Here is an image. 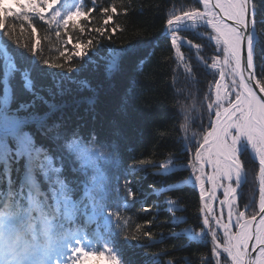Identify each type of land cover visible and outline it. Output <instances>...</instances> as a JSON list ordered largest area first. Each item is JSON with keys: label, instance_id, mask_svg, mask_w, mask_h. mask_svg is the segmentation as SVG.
I'll return each instance as SVG.
<instances>
[{"label": "snow or ice", "instance_id": "snow-or-ice-1", "mask_svg": "<svg viewBox=\"0 0 264 264\" xmlns=\"http://www.w3.org/2000/svg\"><path fill=\"white\" fill-rule=\"evenodd\" d=\"M63 2L0 0V33L29 50L42 66L59 70V79L41 86L47 91L45 99L52 102L44 105L43 112L36 107L25 109L14 96L9 100L0 98V264H31V256L45 245H54L50 264H87L93 257L106 264H177L178 258L164 259L171 255L169 250L143 253L140 259L128 255L133 249L158 242L151 231L153 220L134 224L135 234L124 235L116 242L129 224L120 213L106 214L93 203L65 214L48 190V179L67 165L69 142L74 136L92 131L77 127L80 121L69 120L74 101L81 100L78 110L88 108L95 124L101 119L97 111L99 96L106 91L100 84L113 83L111 88L119 96L104 135L119 150L137 95L127 91L126 86H116L117 82L130 74L133 66L140 73L155 56L157 47L151 44L146 54L138 55L142 49L133 43L117 47L111 42L119 28L108 27L118 12L116 3L108 7L96 4V0H88L87 4L80 0L63 11ZM157 7L165 16L161 35L168 38L167 48L174 53L169 61H185L183 45L203 51L207 44L210 52L202 63L214 78L206 83L202 95L198 92L204 109L199 117L201 131L185 135L180 152L169 155L166 162H141L146 171L157 169L151 175L160 178L157 182L161 184L144 195L173 191L179 181L169 183L172 174L187 171L193 192L198 188V204L192 217L199 231L189 227L171 237L185 236L208 248L207 258L204 254L195 256L197 264H264V73H257L255 57L257 49L264 57V35L258 30V25H264V15L257 19L264 0H165ZM97 12L103 16L102 26L90 27ZM37 26L44 32L43 45ZM25 32L27 41L21 38ZM186 32L194 33L199 42L181 35ZM54 44L60 45L55 48L57 55L46 57L45 49ZM137 44L149 45L150 41L144 39ZM89 67L99 71V83L94 84L87 76L73 79ZM187 129V118L176 125L177 131L186 133ZM244 152L256 162L253 184L258 183V187L241 205L240 189L248 179ZM14 170L20 174L16 180ZM26 182L47 195V204L56 205L54 212L41 206L44 195L37 198L31 191L18 194ZM130 195L135 197V193ZM178 200L164 201L167 209L155 205L156 214L171 213ZM152 212V207L142 208V214ZM42 223L47 227L38 230ZM88 236L92 240L85 244Z\"/></svg>", "mask_w": 264, "mask_h": 264}, {"label": "trees", "instance_id": "trees-1", "mask_svg": "<svg viewBox=\"0 0 264 264\" xmlns=\"http://www.w3.org/2000/svg\"><path fill=\"white\" fill-rule=\"evenodd\" d=\"M76 1L80 2V0H64L68 4ZM87 2L88 0H85L86 4ZM164 2L165 0H96L98 5L110 7L112 3H116L119 6L113 21L108 25L109 29L119 25L117 31L112 34L111 41L117 47L133 43L142 49L138 55L146 54L151 44H156L157 47L155 56L140 73L133 66L131 73L117 82L116 86L121 89L126 86L127 91L137 95L131 121L125 122L124 125L125 135L119 150L111 146L104 135L107 120L113 115V108L119 96L117 90L111 88L113 83L104 81L100 84V87L106 91L100 93L97 111L101 119L95 124L90 111L86 109L87 113L85 110L79 111L80 103H75L79 99L74 101L73 111L76 114H87L86 118L74 120L80 121L82 125L77 127L91 128L93 133L87 134L94 135L97 140L86 142L84 136L87 134L72 138L68 149L75 157L74 162L68 160L67 165L64 166L73 169L78 177L70 181L64 179V181L72 187V195L75 197L97 191V198L100 199L106 214L120 213L122 218L129 221L126 230L121 232L116 242H120L124 235L135 234L134 224H144L146 219L153 220L154 225L151 231L158 242L145 248L133 249L128 252V255L140 259L143 253L154 254L169 250L171 255L164 259L178 258L177 264H197L195 256L204 254L207 258L208 248L202 244L190 242L185 236L171 237V234L183 233L189 227L199 231V227L193 223L192 213L196 211L198 201L196 191L194 193L192 185L189 184V173L178 171L172 174V180L169 183L173 180L179 181L173 191H165L159 195H144L150 188L159 189L161 184L157 182L160 178H154L151 175L157 169L148 168L146 171L141 162H166L169 155L180 152L183 133L191 136L201 131L199 117L204 109L198 92L202 95L206 83L214 78V74L211 71V73L208 72L209 70L205 69L202 63V59L206 58L210 52L207 44L203 51L183 45L185 61H169L174 57V53L167 48L168 38L161 35L165 16L157 7ZM125 7L129 8L128 12H125ZM262 15H264V9L257 12L258 21ZM93 17L90 27L102 26L103 16L97 12L93 13ZM258 30L264 35V25H258ZM37 33L43 45L44 32L39 26H37ZM181 35H187V38L193 39L194 43L199 42L200 39L192 32L181 33ZM21 38L27 41V32ZM144 39H148L150 44H137V41ZM0 44L7 54L5 56L0 50V98L9 100L14 96L15 102L20 103L25 109L36 107L40 112L45 111L44 105H51L52 102L45 99L47 91L42 90L41 86L53 82V79H59L56 76L59 70L42 66L30 56L29 50L24 49L12 38L4 36L3 33H0ZM59 46L54 44L46 48L45 56L54 58L57 55L55 48ZM255 57L257 73H264V64H262L264 57L258 49ZM133 59L135 60V57ZM165 61L169 62L166 64ZM133 63L135 64V61ZM80 76H87L94 84L100 81V73L95 67H89L73 79L78 80ZM186 118L187 132L177 131L176 125L185 123ZM69 120L73 121L72 118ZM204 124L207 125V120H204ZM190 149L191 146H189ZM243 158L248 168V179L244 185L241 202L247 203L248 194L253 192V173L256 167L246 153H243ZM75 163H81L82 168L77 169ZM177 163L180 162L177 161ZM16 174L18 173L14 170V180H16ZM2 175L3 166L0 165V176ZM81 181L85 183L83 186L80 184ZM130 192L135 193L134 198ZM180 196L184 199L178 200ZM169 199L178 200L175 210L171 213L163 211L157 215L155 205L159 204L167 209L168 205L164 201ZM143 207H152L153 212L142 214ZM184 208H187V211L181 210ZM112 220L115 222V217ZM98 263L95 258L90 264Z\"/></svg>", "mask_w": 264, "mask_h": 264}, {"label": "rangeland", "instance_id": "rangeland-1", "mask_svg": "<svg viewBox=\"0 0 264 264\" xmlns=\"http://www.w3.org/2000/svg\"><path fill=\"white\" fill-rule=\"evenodd\" d=\"M209 47V46H208ZM209 50H210V47H209ZM205 52H207L206 51V49H205ZM208 72H210V71H208ZM211 73V72H210ZM86 110H87V108H85ZM84 109V110H85ZM200 109V108H199ZM85 110V113H87V111ZM87 117V114H81V113H75L74 111H71V112H69L68 113V118L69 119H73V121L76 119V118H79V119H82V118H86ZM90 122V121H89ZM78 125H80V126H82L80 123L78 124ZM77 125V126H78ZM193 130V127L191 126V131ZM185 135H184V133H183V136L182 137H184ZM257 186H258V183H257ZM192 187H193V185H192ZM196 191V193L198 194V188L195 190ZM242 199V197L240 198V200Z\"/></svg>", "mask_w": 264, "mask_h": 264}, {"label": "bare ground", "instance_id": "bare-ground-1", "mask_svg": "<svg viewBox=\"0 0 264 264\" xmlns=\"http://www.w3.org/2000/svg\"><path fill=\"white\" fill-rule=\"evenodd\" d=\"M208 49H209V47H208Z\"/></svg>", "mask_w": 264, "mask_h": 264}]
</instances>
